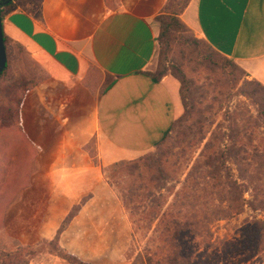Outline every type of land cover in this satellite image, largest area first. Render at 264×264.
Segmentation results:
<instances>
[{
  "label": "crops",
  "instance_id": "obj_1",
  "mask_svg": "<svg viewBox=\"0 0 264 264\" xmlns=\"http://www.w3.org/2000/svg\"><path fill=\"white\" fill-rule=\"evenodd\" d=\"M166 2L27 0L1 14L3 33L24 47L42 79L20 100L19 130L16 120L10 126L0 117V168L27 170L29 178L7 206L0 231L18 217L34 242L52 238L46 221L54 184H67L84 170L96 172L93 193L101 184L84 145L94 138L107 160L114 154L132 159L150 151L171 126L177 81L144 74L156 66V16ZM180 18L196 38L264 84V0H189ZM7 62L8 85H23L14 52Z\"/></svg>",
  "mask_w": 264,
  "mask_h": 264
},
{
  "label": "rangeland",
  "instance_id": "obj_2",
  "mask_svg": "<svg viewBox=\"0 0 264 264\" xmlns=\"http://www.w3.org/2000/svg\"><path fill=\"white\" fill-rule=\"evenodd\" d=\"M190 50L173 45L163 61L167 75L180 67L191 85V111L182 116L178 104L179 119L165 141L135 158L114 154L116 159L109 161L99 155L92 138L83 148L99 169L100 186L93 193L96 172L89 170L80 177L70 175L67 184H54L52 214L46 221L52 238L34 242L17 217L0 231V252L29 245L26 264H70L60 253L77 264H165L159 218L171 211L195 215L201 223L181 241L193 250L191 264H264V244L256 245L253 223L264 219V211L248 204L264 205V90L250 84L256 79L236 62L242 73L234 83L227 72ZM8 54L11 60L13 51ZM208 157L215 162L205 166ZM122 160H137L132 174L116 169ZM157 160L168 179L155 190ZM149 178L157 179L152 183ZM66 196L80 198L65 201Z\"/></svg>",
  "mask_w": 264,
  "mask_h": 264
},
{
  "label": "trees",
  "instance_id": "obj_3",
  "mask_svg": "<svg viewBox=\"0 0 264 264\" xmlns=\"http://www.w3.org/2000/svg\"><path fill=\"white\" fill-rule=\"evenodd\" d=\"M26 1L27 0H4L0 4L1 14H8L22 8ZM188 1L189 0H167L163 9L156 16V20L159 23L156 68L152 72H144V74L149 75L154 81H159L163 76L167 75L168 70L164 68L163 61L171 55L172 46L178 44L192 49L189 54L201 57L203 61H208L215 67H219L222 71L227 72V77H229L227 80L230 81L231 78V80L236 83L242 73L240 67H238L232 59L214 50L204 40L196 38L181 20L180 14ZM2 38L6 56L8 55L9 49L14 52L15 59L17 60L18 67L20 69L19 81L23 83V85L16 87L8 85L7 79L11 74V68L9 63L6 62L4 69L0 72V117L5 116L6 119H9L8 124L10 126H13V120H16L18 125L16 128L19 130L20 100H22L25 93L32 88L34 84L42 79V74L40 73L38 67L32 65L26 50L21 44L11 41L3 33V31ZM213 72L215 73V71ZM170 76H172L178 83L179 103L183 109L182 116H188L191 111V105L188 102L191 87L190 82L180 67L174 68L170 72ZM250 84L259 86L264 90V86L256 80ZM178 119L179 116L174 118L171 126L164 132V135L154 147L161 145V143L165 141ZM0 125L3 126L2 123ZM214 162L215 161H213V159L208 157L204 163L205 166H209ZM137 164V160H122L115 163L114 166L118 170H126L128 174H132L131 171L135 167L133 165ZM161 167L162 164L158 163L157 160V171L160 174L159 179L157 180L159 184H155L153 186V189L155 190L161 188L160 181L168 179V176L165 174V169L163 170ZM155 179L157 178H149L148 181L153 183L155 182ZM28 184L29 178L27 170H7L0 168V229L4 223V214L7 206L12 203L16 194L20 190L26 188ZM175 195L179 196V193L176 192ZM222 200L223 198L220 196L219 201L222 202ZM84 202V199L80 200V207L84 204ZM248 204L253 210L264 211V205H253L251 202H248ZM200 207L203 208L202 206ZM73 209H75V206L72 207V210ZM72 210L67 214L68 218L72 216ZM254 220L255 221L253 223H255V227L258 232L256 245H260L262 247L264 244V219L255 218ZM159 223L162 226L160 238L164 240L167 246V254L162 257L164 262H166L165 264H191L193 250L185 247L181 241L186 235V231L187 234H192L194 230L201 226L197 216L192 215L190 217H186V214L181 215L180 212L173 213L168 211L161 213ZM29 251L30 246L24 245L8 253L0 252V264H26L27 259H25V255L26 253L29 254ZM57 256L66 260L70 264H77L67 253H60L57 254ZM147 261L150 262V257H147Z\"/></svg>",
  "mask_w": 264,
  "mask_h": 264
},
{
  "label": "water",
  "instance_id": "obj_4",
  "mask_svg": "<svg viewBox=\"0 0 264 264\" xmlns=\"http://www.w3.org/2000/svg\"><path fill=\"white\" fill-rule=\"evenodd\" d=\"M3 1L4 0H0V4ZM6 62H7V56L2 38V19H1V5H0V72L4 69Z\"/></svg>",
  "mask_w": 264,
  "mask_h": 264
}]
</instances>
